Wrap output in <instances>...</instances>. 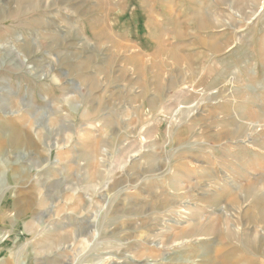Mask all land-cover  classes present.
Instances as JSON below:
<instances>
[{"label": "rangeland", "instance_id": "374dc122", "mask_svg": "<svg viewBox=\"0 0 264 264\" xmlns=\"http://www.w3.org/2000/svg\"><path fill=\"white\" fill-rule=\"evenodd\" d=\"M0 264H264V0H0Z\"/></svg>", "mask_w": 264, "mask_h": 264}, {"label": "bare ground", "instance_id": "6f19581e", "mask_svg": "<svg viewBox=\"0 0 264 264\" xmlns=\"http://www.w3.org/2000/svg\"><path fill=\"white\" fill-rule=\"evenodd\" d=\"M13 131H14V130H13ZM183 235H184V232H183ZM44 242H45L44 245L46 244V245L44 246V248H46V249H50V248L52 247V246H51V245L53 244L52 242H49V241H44ZM182 260H183V259H182Z\"/></svg>", "mask_w": 264, "mask_h": 264}]
</instances>
